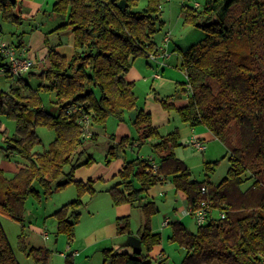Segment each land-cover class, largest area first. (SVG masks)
<instances>
[{"label":"trees","instance_id":"trees-1","mask_svg":"<svg viewBox=\"0 0 264 264\" xmlns=\"http://www.w3.org/2000/svg\"><path fill=\"white\" fill-rule=\"evenodd\" d=\"M23 1L13 4L0 0L1 18L18 21L14 8ZM120 1L55 0L52 13L63 22L57 30L72 33L75 52L67 57L56 47L47 46V64L36 74L46 82L40 87L55 93L54 115L42 107L23 76L1 74L6 62L0 55V75L15 79L18 85L0 91V114L15 122V133L5 137L3 152L6 157L16 154L25 162L11 178L0 170V214L23 224L24 202L30 194H37L33 182L45 195L73 184L78 198L54 215L57 234H65L71 242L83 205L80 196L95 193L92 180L81 182L74 177L78 168L95 163L86 154L83 126L78 122L86 119L91 126H104L109 118L118 123L129 121L135 135L118 142L113 136L105 164L120 157L125 149L149 144L158 170L152 173L147 158L124 161L115 176L119 183L107 189L115 206L128 204L140 212L137 237L142 250L135 255L104 249L102 264H143L149 259L148 253L159 244L160 234L151 231V218L158 209L146 194L167 181L185 194L189 206L195 207L206 198L216 211L225 209V218L214 220L213 216L194 233L181 222L170 224L169 240L186 251L181 264H264V0H204L201 9L184 10V21L203 32L197 44L180 51L188 100L179 108L170 98L161 105L165 110H175L184 124L202 126L226 145L229 128H238L239 146L231 149L230 168L217 185H212L209 178L203 182L191 179L189 169L174 154L179 132L175 129L160 135L150 114L136 107L133 84L124 77L136 57L157 53L152 39L157 25L158 31L163 25L159 19L162 0H148L142 11L133 10L138 0H124L125 10L118 8ZM26 75L34 74L29 71ZM23 90L26 95H22ZM132 110H137L135 121L129 117ZM37 126H47L56 133V139L40 153L35 151L41 143L34 130ZM1 133L4 135L5 130ZM206 171H213L208 163ZM244 183L249 184L247 190L240 189ZM202 188L206 195L201 194ZM254 195L256 200L248 202ZM129 220V216L116 219L118 236L131 235ZM19 248L37 264H48L50 252L46 248L28 250L23 242ZM65 263L74 264L70 256ZM0 264H19L1 223Z\"/></svg>","mask_w":264,"mask_h":264},{"label":"rangeland","instance_id":"rangeland-1","mask_svg":"<svg viewBox=\"0 0 264 264\" xmlns=\"http://www.w3.org/2000/svg\"><path fill=\"white\" fill-rule=\"evenodd\" d=\"M28 1V0H25ZM25 1L18 2L14 8V15L19 17V20L5 21L0 16V44H12L17 46L18 42L26 44L27 37L36 30L43 36L47 37V44L44 43V47H56L57 51L70 57L74 52L73 35L67 30H57V27L62 24V20L56 18L52 13L53 4L49 6L47 12L41 10L39 13L33 12L32 8H28L25 5ZM52 1V0H51ZM194 0H191V3ZM201 2L203 0H195ZM179 0H172L171 2H160L162 14V21L166 25L171 23V17H176V14L169 15V6H177ZM204 2V1H203ZM202 2V3H203ZM148 0H138L137 6L133 8L134 11H142L147 7ZM162 4V5H161ZM174 4V5H173ZM190 5V4H189ZM203 5V4H202ZM202 5L200 9L202 8ZM176 8V7H175ZM179 11V10H178ZM159 14V17H160ZM160 19V18H159ZM183 19V18H182ZM175 20V19H174ZM157 25V24H156ZM163 25L155 35V41L158 43L164 32ZM173 40L176 39L182 42L186 51L190 46L197 44L203 38L202 30L195 28L187 24L184 20L179 23L175 32L172 34ZM174 45V42H171ZM48 46V47H47ZM61 46V47H60ZM174 48V46H171ZM145 56H138L132 62L126 76L131 72V69L135 66L141 73L142 78H136L132 82L133 91L136 97V107L143 109L151 106L152 115L151 121L157 128L160 135H167L175 129L179 132V146L174 149V154L177 159L183 162L189 169L190 177L193 181L203 182L209 177V181L219 184L225 174L229 164L230 151L232 148L239 146L240 138L238 128L231 126L227 133V145L219 140H206L205 151L199 152L192 149L190 145H187L186 136H182L181 130L187 129L188 132L193 129L194 136H199L206 129L202 126L195 128L189 127L184 124L175 110H165L161 101H166L167 98L171 100L175 96H180V101H185L189 89L187 84L184 85L186 79L181 69V54L179 52H173L170 54V58L165 61V67H160L153 62L145 60ZM147 63H149L147 65ZM33 67L31 74L25 75L23 80L26 81L32 90H35L37 97L42 107L50 114H56V97L55 93L47 92L40 87L41 84L46 82L39 78L36 74L40 73L43 69ZM163 68V71H162ZM160 74V80H152L155 74ZM140 76V77H141ZM127 78V77H126ZM16 80L6 79L0 75V91L6 92L9 87L14 84L17 87ZM25 90L22 91V95H26ZM6 99V98H5ZM4 98L2 99V101ZM5 101V100H4ZM3 101V102H4ZM176 103V102H175ZM153 117V118H152ZM87 122V121H86ZM123 125V124H122ZM5 130V134L2 135V131ZM35 133L40 140V145L35 148L37 153L48 149L49 145L56 139L55 130L47 126L35 127ZM85 132V149L86 154L91 155L95 161L89 167H80L75 171L76 179L92 180L94 195L84 193L80 196L82 207L79 209V220L74 227V237L71 242L65 234H57V222L55 219V213L61 209L64 205L74 201L78 198L77 188L73 184H69L66 187L58 190H54L51 194L45 195L42 187L33 182L32 187L36 190L37 194H30L23 206V224L13 221L6 215L0 214V223L8 239L11 248L14 251L15 257L19 264H37L32 258L26 257L19 249L20 242H23L26 249L31 248H46L50 252L48 264H66L64 255H67V247L70 245L71 251H77L79 254L75 262H83L84 264H101L103 249H112L113 251H129V248H122L119 245L126 239L125 236H119L114 240L100 242L97 246L87 247L88 237L92 236L95 230L102 228L108 223H115V219L118 216V208L112 202L110 195L106 192L107 189L119 183V180L114 175V169L119 161H130L139 158H153L150 154V145H145L140 149L134 148L133 151L125 149L120 157L113 159L110 164H105L106 150L113 143L114 135L127 134L128 136H134L135 131L129 121H126L123 126L113 118H109L104 126H91L89 121L87 122L84 130ZM15 133V122L7 119L5 115L0 114V170L5 177L11 178L19 168H21L25 162L18 155L6 157L3 152L5 147V137H11ZM200 133V134H199ZM191 135V134H190ZM95 140H92V137ZM188 138V137H187ZM115 141L118 142L116 136ZM155 142L154 140L152 141ZM105 148V149H104ZM120 154V153H119ZM215 162L217 164H215ZM206 163H208L213 172L208 173L206 171ZM100 177H104L103 180ZM162 177V176H161ZM164 181L165 178H163ZM87 181V180H86ZM170 185H155L146 194L147 199L153 201L158 209V212L151 218V231L152 233L160 234V242L154 246L150 251L149 259L151 264H181L186 251L177 242L169 240L172 235L170 226L162 227V223L165 219H169L170 222H174L179 218L181 209L185 207V200L181 199L179 194H174L175 189L170 190ZM249 184H242L240 189L247 190ZM160 188L164 190H160ZM255 195L250 197L247 201H255ZM188 205V204H187ZM182 214V213H181ZM129 232L131 235L137 236L140 226V212L134 210L129 220ZM188 231L195 232L197 226L194 220L188 217L184 221ZM48 234L46 240L42 239V233ZM102 230L99 232L101 235ZM131 252V251H129ZM61 254H64L61 256ZM162 254V256H159ZM28 258V259H27ZM75 263V264H76Z\"/></svg>","mask_w":264,"mask_h":264},{"label":"crops","instance_id":"crops-1","mask_svg":"<svg viewBox=\"0 0 264 264\" xmlns=\"http://www.w3.org/2000/svg\"><path fill=\"white\" fill-rule=\"evenodd\" d=\"M163 1V3H165V2H171L172 0H162ZM180 2H177V6H169V15L170 16H172L173 14L172 13H174V15L176 14V17H174L173 18V16L171 17V23H173L174 24V27H173V25L172 24H169V25H166L165 26V23L162 21V19L161 18H165L164 16H162L161 17V14H162V10H161V6H160V21L162 22V24H163V29H165L166 31L164 32V34H163V36H162V38H161V40L158 42V43H156L157 41H155L154 39V37H153V47H154V50L157 52V53H160V52H162V51H165V52H167L168 54H169V57L167 58V59H164L163 60V64L162 65H159V63L158 62H156V61H152V60H150L147 56H145V60H147L148 62H153L154 64H156V65H158V66H160V67H165V61H167L169 58H170V54L171 53H173V52H179V51H181V49L183 50L184 49V47H183V45H182V42L181 41H178V40H176V39H174L173 40V38H172V34L175 32V30H176V28H177V26L179 25V23H181V21L182 20H184V10L187 8V7H192V8H196V9H200V7H201V5L204 3L203 1V3L201 2V4L199 3V2H196L195 0L191 3V0H179ZM54 2H55V0H28V1H25L24 3H25V5H26V7H28V8H32V10H33V12L31 13V16L35 13V12H40L41 10H45V12L46 13H48L47 12V10H48V8H49V6H51L52 4L54 5ZM190 4V5H189ZM162 5V4H161ZM174 5V4H173ZM179 10V11H178ZM172 14V15H171ZM183 18V19H182ZM175 19V20H174ZM188 24V23H187ZM44 39H45V36H43L39 31H35V32H32L31 33V35L29 36V37H27V41H26V44H24L23 42H21V44H22V46H20L19 48L17 47V46H13L12 44H6L7 46H12V47H14V48H16L19 52H23L24 53V55L27 57V58H30L32 61H33V67H38V68H42V67H44V66H46V56H47V54H48V49L47 48H45L44 47ZM171 42H174V45H172V43ZM18 45V44H17ZM171 46H174V48L173 47H171ZM149 63H147V65H148ZM32 67V68H33ZM163 68H162V71H163ZM31 71V70H30ZM31 73V72H30ZM127 74V73H126ZM126 74H125V80L128 82V83H132L133 81H134V79H136V78H142V76H141V73L139 72V70H138V68L137 67H133L132 69H131V72L126 76ZM26 75V74H25ZM25 75H23V77L25 76ZM185 75V74H184ZM141 76V77H140ZM127 77V78H126ZM161 79V77L159 78V79H152V80H160ZM185 79H186V76H185ZM186 83H187V80L185 81V83H183L184 85H186ZM188 89H189V87H188ZM188 95H189V93L187 94V98H188ZM186 98V100L185 101H181V102H179V103H177V101L179 100L180 101V96L179 95H177V96H175L174 97V99H172L171 100V103L176 107V108H179V107H182V106H185L186 104H187V99ZM176 102V103H175ZM151 106H148V107H145V112L146 113H149V114H153L152 113V111H151ZM136 112H137V110H136ZM153 118V117H152ZM120 124V126H123L124 125V123H119ZM123 124V125H122ZM152 124H154L153 123V120H152ZM154 126V125H153ZM155 127V126H154ZM206 129V128H205ZM181 133H182V136H186L187 134V137H186V139H188L187 140V145H190V140H192V139H198V140H200L201 142H203L204 144H205V142H206V140L208 139V140H211V139H213V140H216V138L206 129L204 132H202V134L201 135H199V136H194V133H193V129H191L189 132H188V130L187 129H182L181 130ZM191 134V135H190ZM200 134V133H199ZM114 136H116L117 137V139H121V138H123V137H129L127 134H123V135H114ZM218 140V139H217ZM191 146V145H190ZM191 148L192 149H194L192 146H191ZM105 149V148H104ZM131 151H133V150H131ZM196 151V150H195ZM124 152V151H123ZM122 152V153H123ZM121 153V154H122ZM120 154V155H121ZM150 154H151V151H150ZM13 154H10V156H12ZM123 163H124V161H119V163L116 165V167H115V169H114V175L113 176H116L117 175V173L120 171V169H121V167H122V165H123ZM229 168H230V162H229V164H228V167H227V169H226V174H227V172H228V170H229ZM213 172V171H212ZM212 172H210V173H212ZM226 174H225V176H226ZM225 176H224V178H225ZM74 177H75V175H74ZM100 178H102L103 180H106L104 177H100ZM209 178V177H208ZM76 179V178H75ZM77 181H81V182H86V180H88V178L87 179H84V180H82V179H76ZM212 185L214 184V183H212L211 181H209ZM170 185V184H167V182L166 183H161V184H159L160 186H162V185ZM172 185V184H171ZM171 188H170V190H172V188H173V190L175 189L174 187H172V186H170ZM162 188H160V190H161ZM162 190H164V189H162ZM165 191V190H164ZM175 193L174 194H179V196L181 197V199H184L185 200V206L187 205V202H186V196H185V194L184 193H182V192H180V191H174ZM115 207H117L118 208V216H117V218H120V217H126V216H129V217H131V215L134 213V210L135 209H133V208H131L128 204H124V205H119V206H115ZM185 208V207H184ZM184 208H182L181 209V213H179V218H177V220L176 221H174V222H181L184 226H185V228H186V225H185V223H184V221L188 218V217H190V216H188V215H185L184 213H183V210H184ZM116 218V219H117ZM116 219H115V223L114 222H112V223H108L107 225H104L102 228H100V229H98V230H95L92 234V236H90V237H88V242H87V247H91V246H97V244L98 243H100V242H105V241H109V240H114V239H116L117 237H119L118 235H117V232H116ZM166 220V219H165ZM168 221H169V224H168V226H170V224L171 223H173V222H170V220L168 219ZM187 229V228H186ZM102 230V233H101V235H99V232ZM188 230V229H187ZM189 232H191V231H189ZM44 233V232H43ZM43 233H42V239L43 240H45L44 238H43ZM192 233H194V232H192ZM134 236V235H133ZM135 237H137V236H135ZM69 247H67V255H64V254H61V256L62 255H64V257L66 258V256L68 257V256H70L71 257V259L73 260V262H74V264L76 263L75 262V259L76 258H78V252L77 251H71L72 249H71V247H70V245H68ZM120 246V245H119ZM104 250V249H103ZM103 250H101V253H102V251ZM129 251H131L130 249H129ZM128 251V252H129ZM25 255V254H24ZM159 256H162V254H159L158 255V257ZM27 257V256H26ZM28 259V258H27ZM85 261V260H84ZM77 262L76 264H84L85 262ZM102 264V263H101Z\"/></svg>","mask_w":264,"mask_h":264},{"label":"built area","instance_id":"built-area-1","mask_svg":"<svg viewBox=\"0 0 264 264\" xmlns=\"http://www.w3.org/2000/svg\"><path fill=\"white\" fill-rule=\"evenodd\" d=\"M0 55L5 59L6 67L1 70V74L7 73L9 76L13 78L21 77L27 74L33 67V61L30 58H27L23 52H19L16 48L12 46H7L5 44H0ZM169 54L165 51L160 53H152L148 56V58L152 61H156L159 65L163 64V60L167 59ZM161 77L160 74H155L153 79H159ZM88 120H81L78 123L83 126V130L87 124ZM84 136L85 132L83 131ZM190 145L199 152H204L206 147L203 142L198 139L190 140ZM148 162L150 164V170L152 173H156L158 170V164L154 162L153 158H149ZM201 194L206 195L205 188L201 189ZM183 213L185 215L191 216L194 220L195 225L197 227L205 226L210 218L216 216L217 219L225 218V209L221 208L220 210L216 211L212 207V203L208 199H203L199 202V204L195 207L186 205ZM216 213V215H215ZM169 221L168 219L164 220L162 223V227L168 226ZM48 237L47 233H43V238L46 240Z\"/></svg>","mask_w":264,"mask_h":264},{"label":"water","instance_id":"water-1","mask_svg":"<svg viewBox=\"0 0 264 264\" xmlns=\"http://www.w3.org/2000/svg\"><path fill=\"white\" fill-rule=\"evenodd\" d=\"M8 1L12 2L13 4L16 3V0H8ZM117 6L121 10H125L127 7L126 2L124 0L120 1ZM129 117L132 121H135L136 110H132L129 114ZM214 220H217V218H214ZM120 247L129 248L131 252L135 255H139L142 250L141 240L133 235H128L126 239L120 244ZM143 264H151V260L147 259L143 262Z\"/></svg>","mask_w":264,"mask_h":264}]
</instances>
